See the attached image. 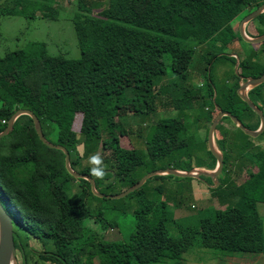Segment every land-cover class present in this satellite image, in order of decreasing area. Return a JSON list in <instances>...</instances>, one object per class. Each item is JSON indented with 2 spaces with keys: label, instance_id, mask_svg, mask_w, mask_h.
I'll list each match as a JSON object with an SVG mask.
<instances>
[{
  "label": "trees",
  "instance_id": "obj_1",
  "mask_svg": "<svg viewBox=\"0 0 264 264\" xmlns=\"http://www.w3.org/2000/svg\"><path fill=\"white\" fill-rule=\"evenodd\" d=\"M108 1L107 7L96 10L93 0H78L73 17L81 51L78 59L51 55L41 41L0 54V132L17 110L31 109L39 117L46 138L68 149L74 169L90 175L91 166L83 163L80 145L85 146L86 154L99 153L107 174L103 180L92 177L105 194L120 186L122 190L117 194L148 172L193 168H179L172 163V154L177 155L189 140L182 136L186 129L182 103L174 97L171 102L168 88L178 85L175 78L182 83L187 79L196 47L211 38L220 40L223 48L241 39L234 20L245 9L254 11L264 0ZM53 7V0H0V15L51 16ZM255 21L262 26L259 35L264 34V12ZM259 50H264V42ZM223 52L213 53L209 63L226 57L236 64V57ZM166 53L171 56L169 65ZM255 54L240 59L239 69L243 66L248 70L244 75L257 77L264 73V63H258V68L254 65ZM126 79L129 84H124ZM262 85L253 88L252 93L264 103ZM239 87L237 81L220 92L211 77L206 92L200 88L184 91V103L190 106L203 99L213 102L210 107L197 103L204 113L199 118L203 115L209 122L207 142L210 126L220 110L232 112L250 129L259 128L261 119L240 97ZM121 96L124 104L135 106L131 116L152 113L158 106L166 111L175 108L182 126L173 117L162 119L156 111L154 122L137 125V136L146 138V147L138 148L130 139L134 133L130 122L120 114ZM78 114H82L79 131L74 128ZM255 117L254 126L249 119ZM218 145L225 149V173L230 148L224 138ZM260 155L259 171L251 174L253 178L246 186H236L241 201L214 209L197 224L175 220L165 202L158 203L146 194L148 179L127 195L138 194L136 222L129 237L109 240L88 225L89 219L95 218L103 228L118 227L116 221L103 218L102 208L97 213L92 208L89 196H98L90 182L72 176L66 168L64 151L44 144L31 116L21 115L11 132L0 139V199L13 216L15 242L23 264H185L184 254L196 243L230 254L261 253L264 228L256 202L264 200V151ZM209 156L210 166L215 169L217 159L210 150ZM161 161H168V166H162ZM225 174L230 180L228 172ZM159 176L167 175L154 177ZM222 185L225 182L220 179L217 188ZM171 228L178 234H171ZM36 241L43 250L33 245Z\"/></svg>",
  "mask_w": 264,
  "mask_h": 264
},
{
  "label": "rangeland",
  "instance_id": "obj_2",
  "mask_svg": "<svg viewBox=\"0 0 264 264\" xmlns=\"http://www.w3.org/2000/svg\"><path fill=\"white\" fill-rule=\"evenodd\" d=\"M93 3L96 10H101L109 5L108 0H93ZM53 5L54 7L51 16H44L41 14L33 18L24 15H0V54L4 55L7 52L24 48L33 41H41L46 43L51 55H64L72 59L80 58L81 51L73 22V17L78 9V0H53ZM249 11L250 9H245L234 20L236 30L238 25L240 27L241 21ZM222 44L223 43L217 38H211L204 44L196 47L192 62L188 69L187 79L183 80L182 83L181 80L178 79V81L177 78H175L178 85L168 88L170 90L169 95L171 102L174 97L182 103L181 107L184 108L183 110L186 113V118L183 121L184 124H186V129L182 136L185 137L186 140H189V144L183 147L177 155H175V153L172 154V156H175L172 161L174 164L173 166L185 169L194 166H204L207 163L208 157H210L208 149L209 142L206 140L203 142L206 137L205 132L203 133V129L206 128L207 131V119L203 115L199 118V116L204 113L198 104H201V106L207 104L206 107H210L213 102H208L207 99H203L202 101L197 102L198 104L195 103L193 106H190L191 104L184 103V91H186L187 88H190V91L200 88L203 92H206L207 84L212 77L215 85L221 92L223 89H228L234 86L238 81V72L248 74V70L245 71L243 66L240 69L239 67L237 68V62L234 64L232 59L226 57H219L209 63V58L212 54H220L224 51L226 54L238 55L240 56L239 58L243 60L248 57L249 54L256 53L254 61L257 63L254 64L255 67L258 68V63L261 65L264 63V50H257L256 44L248 43L243 38L240 39V37H238L237 40L235 39L234 42L226 48H223ZM165 55L166 63L169 65L171 63V56H169L170 54L168 53ZM207 67L208 69H206ZM129 83V79L124 81V84ZM262 86L264 87V85ZM263 87L260 88V92L264 89ZM175 94H177V98ZM251 97L259 104L261 109H264V104L260 102V99L256 94H251ZM123 99L124 96H121L120 101ZM124 103L123 100L120 114L122 116L126 115V120L130 122V130L134 132L130 139L141 149L146 147V138L145 136H137V125L142 126L143 124L146 125L154 122L157 118L155 114L156 111H159L158 116L162 119L165 117H173L177 119L178 116V109L175 110L174 108V110L166 111L164 110V107L160 106H158V110L152 113L131 116L132 113H135V106H128ZM255 118L258 119V117ZM177 121H179V124L182 126V120L177 119ZM81 122L82 114H78L74 123L75 130H80ZM224 126L234 129L233 135L231 133V135H229V132H225L226 130L224 129ZM218 130L223 134L222 138H224L226 146L230 148V156L227 157L228 163L225 173H229V170L232 171V169H236L237 171V173L234 171V175H232L231 172V178L225 187L222 185L219 189L217 188L218 186L209 189L208 186L211 187L213 185L211 179H209L208 182L207 180H200L197 178H176L167 175L164 177H152L144 188V192L146 194H151V197L158 203L161 201L165 202L168 209L174 214L175 220H183L184 224H188L189 222L190 224H197L199 218L212 214L215 209L214 206L216 204L214 205L210 202H204L199 196H195V185H198V187L203 190L207 189L208 193L212 195V201L216 202L218 206L221 205L222 208H226L238 204L241 201L242 195L236 191L237 187L246 186L247 181H251L252 179L250 178H253L251 170L255 169V167L259 168V165L261 164L262 155L260 154L264 151V144L260 147H253V144L256 141L262 140L264 138V133L261 134V137L259 138L251 137L250 135L246 137L229 117L222 120ZM221 136L222 135L219 134V137ZM50 138L54 139L53 137ZM217 141L219 142L220 139ZM247 145H251L252 147L248 149ZM218 147L221 151H225V149H222L223 147H221V145ZM95 149L97 150L96 145ZM85 150V146H79V151L84 157L83 163L88 164V157L92 155V152L90 151L86 154ZM168 163V161L160 162L162 166H166ZM225 173H221L219 179L223 180ZM240 181L243 183L238 184ZM120 189L121 187L118 186L116 189L110 190L112 192L109 194H116L115 192L122 190ZM137 195L125 196L118 199L93 197L90 195L89 203L92 208L96 210V213L102 208L104 212L103 218L109 222L116 221L118 227L109 226L103 228L100 225V222H96L95 218L89 219V227L99 231L109 240H118L122 237H129L136 222L134 211L138 206ZM122 206L127 209L122 211L115 208ZM170 232L173 235L178 234L175 228H171ZM33 245L37 249L43 250V246L37 241L33 242ZM17 255V264H23L19 249ZM231 255H243V253L230 254L220 250L205 248L199 243H196L184 254L183 262L185 264H225V258Z\"/></svg>",
  "mask_w": 264,
  "mask_h": 264
},
{
  "label": "water",
  "instance_id": "obj_3",
  "mask_svg": "<svg viewBox=\"0 0 264 264\" xmlns=\"http://www.w3.org/2000/svg\"><path fill=\"white\" fill-rule=\"evenodd\" d=\"M264 12V3L259 6L254 11L247 14L240 24V34L242 38L248 42V43H254V44H260L264 42V34L259 35L257 37H250L248 33L246 32V26L259 17ZM237 57V56H236ZM239 59L237 60V68L239 67ZM242 79H245V81H242L240 84V87L238 89V94L240 97L249 105V107L255 111L260 119L261 123L258 129L253 130L248 128L242 119H240L238 116L233 114L230 111H224L220 110L219 114L215 117L213 120L208 134V142H209V150L213 153V155L217 159V165L216 168L209 171L205 169H197L192 168L190 170H180L173 167L168 168H160L151 172H148L146 175H144L137 183L132 185L131 187L127 188L126 190L117 193V194H105L98 190L96 186L95 179L85 173H81L80 171L74 169L71 165V157L70 152L68 149L61 145L54 143L50 140H48L43 132L42 124L39 119V117L32 111L31 109H19L17 110L10 120L8 121V124L6 128L0 132V139L2 137L7 136L11 130L13 129L16 120L21 115H29L34 121L35 129L40 137V139L43 141L44 144L47 146L54 148V149H61L64 151L66 156V168L68 172L78 179H87L91 184V189L95 195L98 197H104V198H112V199H118L123 198L130 193L140 189L145 182L156 176V175H174L181 178H197L200 180H206V177L211 178L213 181L212 187H217L220 184L219 176L223 172L224 169V155L222 151L217 147L215 142V131L218 126V124L222 121L224 117H229L237 127H239L243 132H245L247 135H250L252 137H258L264 132V111L259 107L258 104L252 100V98L249 96V90L253 89L255 87H258L262 84H264V73L257 77H243ZM18 249L15 242V236H14V225H13V216L12 214L7 210L6 206L0 199V264H17L18 262V255H17Z\"/></svg>",
  "mask_w": 264,
  "mask_h": 264
},
{
  "label": "crops",
  "instance_id": "obj_4",
  "mask_svg": "<svg viewBox=\"0 0 264 264\" xmlns=\"http://www.w3.org/2000/svg\"><path fill=\"white\" fill-rule=\"evenodd\" d=\"M261 28H262L261 24H259L258 22L256 23V21L255 22L251 21L246 26V32L248 33V35L250 37H257V36H259V29H261ZM256 45H257L256 46L257 47V50H259L260 49V44H256ZM231 56H233V57H236L237 56L236 58L239 59V61H240V58H239L240 56L235 55V54H232ZM239 65H240V62H239ZM251 90L252 89H250L249 92ZM258 97L260 99V102H262L261 97L260 96H258ZM254 102H255V100H254ZM255 103L258 104L257 102H255ZM262 104H264V103L262 102ZM249 122H250L251 125H254L255 126V124H257V119L250 118L249 119ZM220 123L218 124V126L220 125ZM207 124H209V122H207ZM224 129L227 132H229V135H231V134L233 135V130L234 129H231V128L226 127V126H224ZM204 132H205V136H206V128L203 129V133ZM219 134L222 135L221 132L216 128V131H215V142H216L217 147L219 146L217 140L222 138V136L219 137ZM259 137H261V135H259L257 138H259ZM204 141H205V138H204L203 142ZM262 144H264V138L262 140L256 141L253 144V147H260ZM251 147H252L251 145L250 146L247 145V148L248 149H250ZM210 163H211V159H210V157H208L207 163L204 166H194L193 168L205 169V170L211 171L213 169L210 166ZM229 171L230 172L228 173V175H231V172H232V175H234V171H235V173H237L236 169H232V171L231 170H229ZM251 171H252V173H257L259 171V168L258 167H255V169H253ZM226 175L227 174H225V177L223 179L224 182H225V186H226L227 183H229V178ZM206 180L208 181V178H206ZM242 183L243 182L240 181L238 184H242ZM195 188H196L195 189V192H196V195L195 196H199L201 198V200H204V202H210V203H212L214 205L216 204L214 206L215 209L222 208L221 205L218 206V204L216 202L212 201V195L210 193H208L207 189H204L203 190L200 187H198V185H195ZM208 188L210 189V188H213V187L212 186L211 187L208 186ZM256 204H257V209H258L259 215L261 217L262 225H263V228H264V200H259V201L256 202ZM223 208H225V207H223ZM225 264H264V252H261V253H243V255H231V256H228V257L225 258Z\"/></svg>",
  "mask_w": 264,
  "mask_h": 264
},
{
  "label": "clouds",
  "instance_id": "obj_5",
  "mask_svg": "<svg viewBox=\"0 0 264 264\" xmlns=\"http://www.w3.org/2000/svg\"><path fill=\"white\" fill-rule=\"evenodd\" d=\"M88 164L91 166L90 175L103 180L107 174L103 157L99 153L92 154L88 157Z\"/></svg>",
  "mask_w": 264,
  "mask_h": 264
},
{
  "label": "flooded vegetation",
  "instance_id": "obj_6",
  "mask_svg": "<svg viewBox=\"0 0 264 264\" xmlns=\"http://www.w3.org/2000/svg\"><path fill=\"white\" fill-rule=\"evenodd\" d=\"M238 77H239V79H238V82H239V84H241V82L242 81H245V79H242V77L241 76H243V77H250V76H247V75H244V73H242V72H238ZM251 94H253L252 93V90L249 92V96L251 97ZM252 98V97H251ZM253 100V99H252Z\"/></svg>",
  "mask_w": 264,
  "mask_h": 264
}]
</instances>
